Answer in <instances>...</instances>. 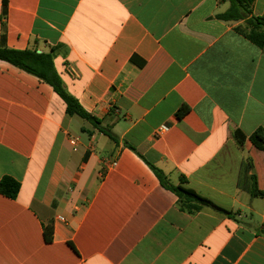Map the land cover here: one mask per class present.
<instances>
[{"label": "crops", "instance_id": "1", "mask_svg": "<svg viewBox=\"0 0 264 264\" xmlns=\"http://www.w3.org/2000/svg\"><path fill=\"white\" fill-rule=\"evenodd\" d=\"M228 7L8 0L3 13L0 0V46L52 53L65 89L119 137L88 121L73 132L49 84L0 61V181L21 184L0 193V264H264V195H251L264 150L233 136L264 128V52L217 19ZM146 161L231 216L181 210Z\"/></svg>", "mask_w": 264, "mask_h": 264}, {"label": "trees", "instance_id": "2", "mask_svg": "<svg viewBox=\"0 0 264 264\" xmlns=\"http://www.w3.org/2000/svg\"><path fill=\"white\" fill-rule=\"evenodd\" d=\"M228 3V9L218 14L216 17L225 22H242L235 28V32L250 41L264 52V16H256L253 13V4L255 0H224ZM8 0H3V13L6 12ZM0 61L7 62L49 84L55 93L64 101L66 105V114L70 117L77 116L88 121L95 129L107 136L110 140L119 143V137L110 129L101 125V121L88 113L64 87L63 81L57 73L54 66V56L52 53H38L36 50H14L4 45L0 46ZM188 108L183 106L177 113L179 119L183 118ZM239 145L243 146L250 143L255 150H264V128L258 129L250 137L244 135L241 130H236L233 134ZM125 146L135 152L139 157L143 156L131 145L125 143ZM148 166L155 173L162 186L172 191L178 197V204L181 210L190 214L201 211L204 208H210L216 212L231 216L230 212L216 206L210 200L200 197L193 190L187 189L181 185L175 186L169 183L162 170L147 162ZM252 166V162L250 161ZM21 184L11 178L4 177L0 181V193L7 198L16 199L20 192ZM251 195L253 197L263 196L264 192L259 190L257 176H252ZM45 241L51 242L53 231L51 227H46L44 231Z\"/></svg>", "mask_w": 264, "mask_h": 264}, {"label": "rangeland", "instance_id": "3", "mask_svg": "<svg viewBox=\"0 0 264 264\" xmlns=\"http://www.w3.org/2000/svg\"><path fill=\"white\" fill-rule=\"evenodd\" d=\"M81 125L88 126V123H87V121H85V120H83V119H81V118H79L77 116H74L73 117V127H72V131L78 133L79 132V127Z\"/></svg>", "mask_w": 264, "mask_h": 264}, {"label": "built area", "instance_id": "4", "mask_svg": "<svg viewBox=\"0 0 264 264\" xmlns=\"http://www.w3.org/2000/svg\"><path fill=\"white\" fill-rule=\"evenodd\" d=\"M114 165H116V164H114ZM61 220H62V218H60Z\"/></svg>", "mask_w": 264, "mask_h": 264}]
</instances>
